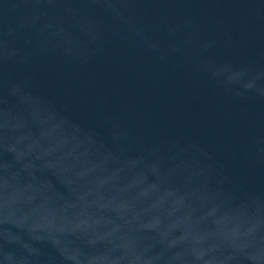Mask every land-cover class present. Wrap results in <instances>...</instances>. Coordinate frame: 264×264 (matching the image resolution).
<instances>
[{
    "label": "water",
    "instance_id": "obj_1",
    "mask_svg": "<svg viewBox=\"0 0 264 264\" xmlns=\"http://www.w3.org/2000/svg\"><path fill=\"white\" fill-rule=\"evenodd\" d=\"M0 264H264V0H0Z\"/></svg>",
    "mask_w": 264,
    "mask_h": 264
}]
</instances>
